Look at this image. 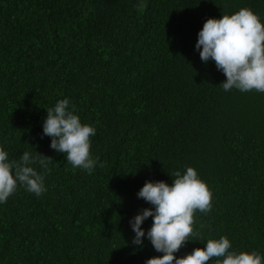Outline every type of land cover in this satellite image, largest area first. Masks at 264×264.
Returning a JSON list of instances; mask_svg holds the SVG:
<instances>
[{"label":"trees","instance_id":"obj_1","mask_svg":"<svg viewBox=\"0 0 264 264\" xmlns=\"http://www.w3.org/2000/svg\"><path fill=\"white\" fill-rule=\"evenodd\" d=\"M264 0H0V147L51 157L46 191L0 204V264H144L129 220L136 193L194 167L212 193L177 256L227 236L264 254V92L225 91L195 49L208 17ZM68 98L95 127L91 171L73 168L42 135L46 109ZM152 223L147 218L142 227ZM208 264H214V259Z\"/></svg>","mask_w":264,"mask_h":264},{"label":"clouds","instance_id":"obj_2","mask_svg":"<svg viewBox=\"0 0 264 264\" xmlns=\"http://www.w3.org/2000/svg\"><path fill=\"white\" fill-rule=\"evenodd\" d=\"M195 49L203 62L212 60L226 79L220 84L225 91L264 92V22L250 8L241 7L231 14L208 17L197 33ZM94 126L82 123L68 98L58 100L46 109L42 135L50 137V148L63 153L73 168L91 172L98 160L90 153ZM51 157L24 151L19 159L10 158L0 147V204L7 202L19 187L37 197L47 189L44 175L32 165L48 170ZM171 184L164 180H145L136 195L150 207L139 210L129 220L134 233L131 243L143 246L146 238L162 255L148 257L144 264H264V254L234 249L227 236L208 238L204 247H195L177 256L188 241L203 238L194 232V213L211 210L212 193L192 166L170 174ZM151 217L145 230L143 222Z\"/></svg>","mask_w":264,"mask_h":264}]
</instances>
